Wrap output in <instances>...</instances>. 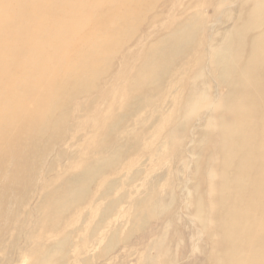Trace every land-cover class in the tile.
<instances>
[{
	"label": "bare ground",
	"instance_id": "obj_1",
	"mask_svg": "<svg viewBox=\"0 0 264 264\" xmlns=\"http://www.w3.org/2000/svg\"><path fill=\"white\" fill-rule=\"evenodd\" d=\"M161 1L0 0V258H4L1 254L9 247L5 242L8 226L17 221L15 208L30 206L28 200L37 187L41 164L61 143L67 131L64 125L73 128L69 124L72 103L99 89L98 82L111 71L117 54L137 34L139 23L150 25L157 21L159 15L154 10ZM247 1L249 6L241 12L237 25L214 52L216 78L227 90L220 108L228 116L219 119V174L211 196L217 252L214 264H264V0ZM150 13L153 14L149 16ZM201 21V14L190 13L148 44L141 62L125 76L129 87L123 93L132 96L126 110L139 107L147 95L138 96L137 90L144 93L155 84L166 86L170 74L174 76L175 70L183 68ZM93 101H81L78 111L87 113ZM114 114L113 111L108 118ZM116 147L109 148L107 155L103 151L95 154L86 167L72 171L51 191L40 189L28 210V215L37 218L34 224L45 222L41 216L47 217L44 213L49 211L56 218L76 211L90 185L117 163L122 150ZM50 167L45 176L53 171V165ZM115 185L109 179L100 199L108 196ZM27 186L30 194L25 201L22 194ZM94 202L97 201L92 199ZM149 207L144 200L134 207L141 225L148 219L149 215L143 212ZM157 207L156 204L151 208V214L156 213ZM199 211L201 227L205 229L207 212L202 204ZM68 220L71 219L66 217V223ZM43 243L22 249L14 264H23L28 252L36 257V264H51L57 253H63L67 239L45 249L41 248Z\"/></svg>",
	"mask_w": 264,
	"mask_h": 264
},
{
	"label": "rangeland",
	"instance_id": "obj_2",
	"mask_svg": "<svg viewBox=\"0 0 264 264\" xmlns=\"http://www.w3.org/2000/svg\"><path fill=\"white\" fill-rule=\"evenodd\" d=\"M248 6L247 0H162L158 3L154 10L159 15L157 21L150 25L139 23L137 34L117 54L111 71L98 82L99 89L88 98L72 103L74 110L69 124L73 128L64 125L67 131L61 143L41 164L37 187L28 200L30 206L15 208L17 221L8 226L5 242L9 247L1 254L4 258H0V264H14L22 249L43 242L41 248L45 249L64 238L67 243L63 253H57L51 264H214L217 252L214 251L211 196L218 182L220 164L218 124L225 117V109L221 111L220 106L224 105L227 94L215 75L214 52L229 37ZM190 13L201 14L202 25L188 48L182 71L179 74L175 67L174 76L170 74L166 86L155 84L144 93L137 90L136 95H147L142 97L139 107L126 110L132 96L125 95L126 86L129 87L125 76L141 62L150 42ZM90 100H94L91 110L78 111L77 106ZM113 111L116 114L109 119ZM115 147L122 150L117 163L90 185L88 195L76 211L62 218H56L49 211L51 217L47 211L44 215L48 214L49 219L41 216V220L48 224L40 219L43 226L38 221L34 224L37 218L34 214L28 215V210L40 189L51 191L72 171L86 167L95 154L103 151L107 155ZM61 151L64 153L57 157ZM50 165L54 169L45 176ZM109 179L116 185L108 196L100 199ZM29 191L27 186L22 194L25 201ZM92 199L97 202L92 203ZM140 200L150 205V210L143 212L149 216L142 225L134 208ZM156 204L158 209L151 214ZM200 204L207 212L205 229L198 214ZM105 209H110V213ZM66 217L71 219L69 223ZM73 217L77 218L73 221ZM33 256L28 252L23 264H36Z\"/></svg>",
	"mask_w": 264,
	"mask_h": 264
}]
</instances>
